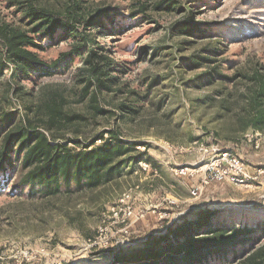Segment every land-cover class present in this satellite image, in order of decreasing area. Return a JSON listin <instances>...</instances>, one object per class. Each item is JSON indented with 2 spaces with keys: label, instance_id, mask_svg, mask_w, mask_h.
<instances>
[{
  "label": "rangeland",
  "instance_id": "rangeland-1",
  "mask_svg": "<svg viewBox=\"0 0 264 264\" xmlns=\"http://www.w3.org/2000/svg\"><path fill=\"white\" fill-rule=\"evenodd\" d=\"M41 1L58 11L67 2ZM82 1L86 15L108 10L115 17L93 33L96 49L114 63L111 89L93 103L83 99L84 58L63 59L74 40L60 33L39 53L48 64L58 62L53 75L13 85L7 74L0 111L20 116L23 102L62 86L66 109L83 117L59 133L71 147L112 132L137 148L121 177L94 190L41 197L0 176V264H115L117 252L140 248L205 210L216 213L217 226L264 227V165H255L258 176L248 187L216 182L192 195L215 151L240 156L248 168L254 160L245 157L264 148L249 142L264 134V100L253 105L264 76V0ZM10 3L0 0V20L23 25ZM191 15L202 32L179 35Z\"/></svg>",
  "mask_w": 264,
  "mask_h": 264
},
{
  "label": "trees",
  "instance_id": "trees-1",
  "mask_svg": "<svg viewBox=\"0 0 264 264\" xmlns=\"http://www.w3.org/2000/svg\"><path fill=\"white\" fill-rule=\"evenodd\" d=\"M174 4L169 3L167 10ZM10 5L22 13L23 25L0 20V80L8 74L9 83L14 85L36 74L52 76L58 62L48 64L39 53L46 50L44 40H54L62 33L74 40L63 59L84 58L80 80L83 99L90 98L93 103L98 92L111 89L114 63L96 49L97 40L93 37L94 30L108 28L106 20L114 23L110 11L86 15L82 0H67L60 11L45 6L41 0H11ZM146 11L143 7L139 14ZM177 32L187 37L202 31L191 15ZM263 100L261 76L253 105L256 107ZM67 104L59 86L57 90L42 91L33 101L23 102L24 113L20 116L15 111H0V176L7 184L17 178L15 189L23 186L30 193L53 197L63 190L98 189L122 176L137 145H128L110 132L109 139L101 134L89 145L71 147L59 133L83 117L68 111ZM98 140L102 141L100 145ZM215 215L214 211L205 210L192 220L169 227L163 235L150 237L140 248L119 251L115 264H211V259L216 258L225 264H264V227L217 226L213 224Z\"/></svg>",
  "mask_w": 264,
  "mask_h": 264
},
{
  "label": "built area",
  "instance_id": "built-area-1",
  "mask_svg": "<svg viewBox=\"0 0 264 264\" xmlns=\"http://www.w3.org/2000/svg\"><path fill=\"white\" fill-rule=\"evenodd\" d=\"M249 142L256 150H260L264 143V134L256 133L252 135ZM215 152L217 153L212 159L206 162L201 187L192 191V195L195 198L202 194L204 187H208L212 183L230 182L238 187H248L257 179L248 172L247 166L240 156L234 155L229 151ZM187 171L188 169H182L180 174L184 175ZM176 173L179 174V171L176 170ZM125 216L127 220H130L134 216V213L128 208V213L126 211Z\"/></svg>",
  "mask_w": 264,
  "mask_h": 264
},
{
  "label": "crops",
  "instance_id": "crops-1",
  "mask_svg": "<svg viewBox=\"0 0 264 264\" xmlns=\"http://www.w3.org/2000/svg\"><path fill=\"white\" fill-rule=\"evenodd\" d=\"M245 158H249L254 160L253 163H251L250 165H248L249 167L247 168V170L254 176L257 177L258 173H257V169L255 165H264V148L262 149V151L259 152H254L252 154H249V156L245 157ZM263 177H259V179H261Z\"/></svg>",
  "mask_w": 264,
  "mask_h": 264
}]
</instances>
